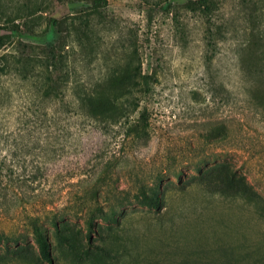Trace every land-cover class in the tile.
<instances>
[{"label":"rangeland","instance_id":"obj_1","mask_svg":"<svg viewBox=\"0 0 264 264\" xmlns=\"http://www.w3.org/2000/svg\"><path fill=\"white\" fill-rule=\"evenodd\" d=\"M0 52V264H264V0H0Z\"/></svg>","mask_w":264,"mask_h":264},{"label":"trees","instance_id":"obj_2","mask_svg":"<svg viewBox=\"0 0 264 264\" xmlns=\"http://www.w3.org/2000/svg\"><path fill=\"white\" fill-rule=\"evenodd\" d=\"M205 7L210 8V4L207 3ZM79 44L84 46L86 45L81 37H79ZM15 56L16 55L8 52H0V75L11 72L10 69L12 68L13 62H20L21 58L18 57V59H16L14 58ZM33 59L36 63H31L29 71L36 70L39 65L45 66L46 60H44L41 55H36L34 58H31L32 61ZM19 70L26 71L22 70L21 67ZM86 76L85 72L79 73V79H77L78 84L76 85V89H73L74 96L78 100L77 106L74 110L81 115L83 119L110 124L112 122H118L124 118H128L131 112L139 105L140 97L137 93L139 90L128 89L125 93L123 92L124 94L122 93V99L118 103L102 107L98 100L102 95V91L99 89V84L103 77L89 78ZM138 76L140 79L136 80L135 85H139L143 79H145V76L142 74H138ZM66 107L67 111L71 108L68 104H66ZM66 130L69 131L68 126L66 127ZM88 227L90 232L93 231L92 221H90ZM39 244L45 256L53 263V258L49 251L48 240L42 237L39 240Z\"/></svg>","mask_w":264,"mask_h":264}]
</instances>
